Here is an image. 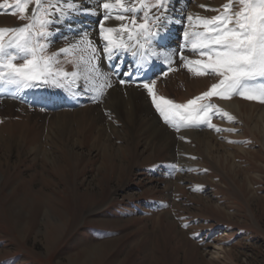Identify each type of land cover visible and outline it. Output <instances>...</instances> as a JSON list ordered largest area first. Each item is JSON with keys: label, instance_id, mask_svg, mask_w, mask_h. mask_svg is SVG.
<instances>
[{"label": "rangeland", "instance_id": "374dc122", "mask_svg": "<svg viewBox=\"0 0 264 264\" xmlns=\"http://www.w3.org/2000/svg\"><path fill=\"white\" fill-rule=\"evenodd\" d=\"M227 2L185 4L187 12L211 17L218 13L207 9ZM19 15L0 8V27L28 22ZM136 18L141 22L142 13ZM55 27L48 55L80 39L71 27L61 35ZM80 55L61 54L58 67L76 70ZM184 77L192 88L179 87L180 104L218 82ZM109 79L112 86L117 81ZM152 80L157 95L168 98L166 76ZM2 86L14 97L0 95V264H264V103L233 96L229 109L213 96L235 120L215 115L212 123L234 132H177L159 118L174 136L171 144L142 116L124 108L120 115L110 88L96 101L92 92L72 100L61 91L57 110L53 99L41 100L44 94ZM75 89L83 92L82 77ZM130 92H123L129 112L136 102Z\"/></svg>", "mask_w": 264, "mask_h": 264}, {"label": "snow or ice", "instance_id": "6c2138e0", "mask_svg": "<svg viewBox=\"0 0 264 264\" xmlns=\"http://www.w3.org/2000/svg\"><path fill=\"white\" fill-rule=\"evenodd\" d=\"M169 2L101 0L103 19L99 22V37L102 45L97 47L95 41L89 38L90 33L84 32L75 43L48 55L49 38L53 35L50 25L71 12L83 11L95 15V9L81 8L76 0H15L14 4L0 0V8L7 6L10 14L19 13L20 19L28 21L17 27H0V85L14 86L16 92L39 87L71 91L82 77L83 92L74 94L92 92V99L99 100L106 89L112 87L108 73L100 70V53L103 52L109 61L122 53H130L141 63L158 58L162 54L153 41L158 43L163 24L173 22L166 15ZM200 7L206 8V5L201 4ZM207 10L218 14L211 17L187 15L188 25L183 32L184 45L179 59L182 67L193 75L217 77L218 82L183 104L158 96L155 80L139 85L149 92L164 122L177 132L182 128L202 126L217 132L236 131L234 128L221 129L212 123V116L215 115L235 120V117L211 102L213 96L229 100L233 96H240L264 103V0H228L222 9ZM137 13H142L141 22H137ZM109 20L120 23L114 27L108 26L106 22ZM184 48L197 58L183 55ZM74 53L84 54L76 61V70L67 72L58 67L61 54L68 56ZM17 60L23 62L17 63ZM165 63L169 65L168 71L164 72V76H167L168 72L174 71L172 55L165 56ZM119 83L126 82L120 80Z\"/></svg>", "mask_w": 264, "mask_h": 264}, {"label": "bare ground", "instance_id": "6f19581e", "mask_svg": "<svg viewBox=\"0 0 264 264\" xmlns=\"http://www.w3.org/2000/svg\"><path fill=\"white\" fill-rule=\"evenodd\" d=\"M188 1L190 0H170V5L168 4V9H170V11L167 12V17L169 18L170 21H173V22L163 24L160 29V36L157 38L158 43L157 41H153L154 46L162 54L158 58H151L147 61V63H141L136 57H133L130 53H122V54H118L117 56L113 58V60H111V63L114 65V67H112L106 55L103 52L100 53V64L102 66L101 71L108 73L109 78L111 76V77H115L117 80L109 90V95L111 96L110 99H114L113 107H116L120 115L123 112V110H125V113L126 114L128 113L130 117L135 116V118H138L139 116H142V118L145 119L146 123L151 125V127H153L156 130V134L159 137H161L162 139L163 138L170 139L171 144H174L175 142L172 132L169 131L167 127H165L164 125L162 126L161 124H159L160 122L159 118H162V117L160 116L156 107L149 102L148 100L149 95H146L145 89L143 87H140L139 85H141L143 82V79H146L149 75H150V79L152 80L154 78H157L158 74H162V73L164 74V71L168 70V67H169V65L165 63V56L172 55L173 64L171 66L174 69V71L168 72V75L166 76V79H168L166 82L167 97L174 101V95H176V92L178 91L180 86H185L187 90L190 89V87L192 86V85L190 86L189 81L187 82L186 78L184 77L185 74H192V73L182 67V61L179 59V53L184 45L183 32L188 25V21L186 17L189 14H193L192 12L190 13L187 12L188 8L185 3ZM76 2L80 4L81 8L95 9L97 14L93 15L90 13L80 11V12H71L62 18H58L56 22V27H55L57 30L56 33H58V35H61L62 33L61 31L64 28H70V27L75 32H77L78 34L77 37H81V35H83L84 32H88L90 33L89 38L95 41L97 47H100L102 45V41L99 37V22L103 19V9L100 7L101 0H76ZM128 15H131V14H128ZM174 21H181V22L175 23ZM119 23H120L119 21H115V20H109L106 22L108 26H113V27L117 26ZM183 55L188 56L192 59L197 58L190 50L186 48L183 49ZM120 80H124L126 83L121 84L119 83ZM4 88H2V90L0 91V93H2L0 95H11L12 94L13 91L10 92V90H5ZM75 88H76V85L73 86L71 91L67 89L62 90L61 88L60 89L57 88V90L54 91L53 93L52 91L48 92L47 89L39 90L37 88V91L35 90V92L31 90L32 93L30 95L36 97L39 94H44L41 100L46 101L47 98L53 99L51 102V106L52 108H55L58 110L63 105L62 103L60 104L59 101L57 104L55 103L57 99L60 100L62 98V92H60V90L64 91V95L66 94L65 96L70 94L73 100L75 99L74 96H76L74 94L76 92ZM125 90L127 91L130 90L131 91L129 94L131 95L130 97L135 99L136 101L135 108L133 109V111H130V112L128 110L129 108H127L128 101L126 100V97L123 95V92ZM118 99L120 101V104L117 105ZM220 101L221 103H223L224 107L226 108L228 107L229 109L233 108V103H231V100L222 99ZM9 102H6L9 106L8 108L12 111L13 110L15 111V108H18L17 107L18 104L9 103ZM34 103H38V101ZM38 106L40 105L38 104ZM121 108L122 109L124 108V109L121 110ZM66 114H67L66 112L58 113V115L63 116V117ZM261 117L264 120V113L262 114ZM109 139L111 140V138Z\"/></svg>", "mask_w": 264, "mask_h": 264}]
</instances>
